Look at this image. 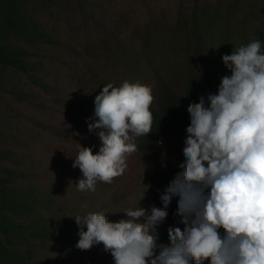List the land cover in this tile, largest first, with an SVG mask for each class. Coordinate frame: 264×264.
Masks as SVG:
<instances>
[{
    "label": "trees",
    "instance_id": "obj_1",
    "mask_svg": "<svg viewBox=\"0 0 264 264\" xmlns=\"http://www.w3.org/2000/svg\"><path fill=\"white\" fill-rule=\"evenodd\" d=\"M210 1L0 0V67L5 70L0 74L2 264H114L103 244L90 250L76 248L79 228L74 217L106 209L115 211L107 218L116 222L138 205L149 211L162 207V177L184 161L185 145L159 155L156 147L186 132L190 103L217 93L224 64L215 59V50L222 48V56L231 54L257 38L256 34L251 38L246 28L231 44L226 33L241 21L239 2L232 0L216 10ZM253 13L262 16L264 8H250ZM122 24L133 31L126 27L117 32ZM252 25L248 29L259 32L264 20ZM217 40L223 42L214 46ZM184 45L183 61L172 58L167 66L160 52H176ZM171 68L188 71L183 95L165 78ZM150 76L158 83L152 89V132L135 138L137 151L126 160L125 173L103 184L101 208L94 206L83 214V191L75 185L82 173L77 167L73 175L70 166L79 145L91 147L93 154L101 146L100 130L88 128L95 120V96L109 83L120 87L124 81L139 82L152 88ZM48 154L54 162L41 173L36 161ZM148 155H156L151 168L146 172L136 168L134 158ZM68 175L74 188L68 186ZM40 180L47 182L39 185ZM136 186L147 189L146 206L137 198L119 196ZM71 195L75 205L68 202ZM168 213L157 229L158 243H169V227L183 228L171 204Z\"/></svg>",
    "mask_w": 264,
    "mask_h": 264
},
{
    "label": "clouds",
    "instance_id": "obj_2",
    "mask_svg": "<svg viewBox=\"0 0 264 264\" xmlns=\"http://www.w3.org/2000/svg\"><path fill=\"white\" fill-rule=\"evenodd\" d=\"M222 62L217 93L190 103L181 169L160 194L162 207L127 209L112 222L106 212L77 215L76 248L103 244L114 264H264V50L253 40ZM152 88L139 82L111 83L95 96L99 151L79 148L73 167L79 191L112 183L137 151L136 137L152 132ZM162 143V141H161ZM146 186V185H145ZM149 187V186H146ZM177 199L179 226L168 228L169 243H158V227ZM86 229V230H85Z\"/></svg>",
    "mask_w": 264,
    "mask_h": 264
},
{
    "label": "rangeland",
    "instance_id": "obj_3",
    "mask_svg": "<svg viewBox=\"0 0 264 264\" xmlns=\"http://www.w3.org/2000/svg\"><path fill=\"white\" fill-rule=\"evenodd\" d=\"M140 1V0H138ZM232 0H211V5L214 6V8L217 9H223L228 3H230ZM239 2V5L237 6V11L239 13L240 16V23L237 24L236 27H232L230 29V32L226 33V37L228 38L227 40L230 41V43L232 44V40L238 39V37H241L242 35H244V29L247 28V32L249 33V35H251V38L254 37V34H256V40H260L262 43V47L264 48V33L262 29L264 28H260L259 32L256 31H252L251 29L249 30L248 28H252L253 27V23L257 22H261L263 21V17H264V13L262 16H260L259 14L253 13L254 15L251 16L250 14V8L252 9H258L261 10L264 8V5L262 4V0H237ZM264 3V0H263ZM222 4L224 6H222ZM256 11V10H255ZM161 19H165V16L163 14H159ZM253 17V18H252ZM252 23V24H251ZM126 25V24H125ZM125 25H121V27L117 28V32L125 30L128 28L129 25L125 26ZM127 27V28H126ZM125 28V29H122ZM129 31H133L131 29V27L128 28ZM126 31V30H125ZM181 37L179 39H182L183 35H180ZM222 40H217V43L214 44V46H217L219 44H222ZM231 47L228 46V49H230ZM222 48H217L215 50L214 53H216V60H218L219 62H222V54L221 52ZM186 50V46L184 45L181 49H179L178 51L173 52L170 50H166L165 53L160 52V55H162L164 61H166V65L169 66V61H172L171 59L173 58V60H177L179 59V62L183 61V58L181 57L182 55L185 54ZM182 52V53H181ZM220 53V54H219ZM44 55V54H43ZM41 61V59H40ZM39 63V66L41 65V62ZM223 64V62H222ZM174 68H171L170 71H172ZM165 72V78L168 79V82L171 84V86L173 87V89L180 95L184 94V86H185V78H186V74H187V70H180L177 69L175 71L172 72ZM167 73V74H166ZM219 74H221L222 76L225 75H231V72L224 67L219 68ZM0 74L5 75V70L0 67ZM155 76H150V78L148 79V84L152 85V89L155 90L156 86H157V81L155 79ZM187 133L186 132H181L178 136H176L175 138L171 139L170 141H166L164 143H159V145L156 147V155L159 154H164L167 153L169 150L171 149H175L177 146H179L180 144L184 143V140L186 138ZM155 156L150 157V155L148 156H144V157H135L134 161L136 163L137 166H135L138 169H141L142 171L146 172L148 171L151 166L154 164L155 162ZM49 154L45 157L42 156H38V159L36 161L35 166H37V169L40 170L41 173H44V171L47 169L48 164H51L52 162H54L51 158L48 157ZM131 158V156L127 155L126 160H129ZM134 161L132 160V163L134 164ZM54 166L53 164L51 165V167ZM72 170V171H71ZM181 169L178 166H173L170 168V170L168 171V173H165L164 176L162 177V181H161V188L162 191L167 187V185L169 184V182L174 178V176L176 175V173L178 171H180ZM70 172H72L73 175H76L77 173V167L74 168L73 166H70ZM82 173V172H81ZM80 173V175H81ZM72 177L70 175H68V186L71 188H74L73 185V180L71 179ZM70 180V183H69ZM45 182L47 181H43L40 180L39 181V185H43ZM105 182L100 181L99 185H98V189L94 192V193H90V191H83V198H82V203H83V214L86 213L88 210H90L92 207L94 206H99L101 208V204L104 202V196L106 194H102V186ZM119 182H115L113 185H118ZM147 189L144 186H136V189L134 191H125V192H120L119 196L120 197H124V196H128L129 199H133V198H137L139 203H143L144 206L147 205V196L145 195V191ZM5 195V194H4ZM73 195H71L68 198V202L70 204H74L71 201V197ZM4 197L3 195L1 196V198ZM98 198L97 202L95 201V198ZM177 199L178 198H173L171 205L174 209L177 210ZM75 205V204H74ZM106 212V209H102L100 210V212ZM115 211H110V212H106V215L110 213H114ZM107 215V216H109ZM118 216V214H117ZM1 257V255H0ZM0 264H2L0 262Z\"/></svg>",
    "mask_w": 264,
    "mask_h": 264
}]
</instances>
